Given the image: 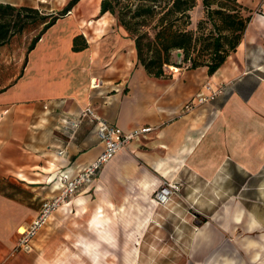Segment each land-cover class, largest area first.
<instances>
[{
    "label": "crops",
    "instance_id": "obj_1",
    "mask_svg": "<svg viewBox=\"0 0 264 264\" xmlns=\"http://www.w3.org/2000/svg\"><path fill=\"white\" fill-rule=\"evenodd\" d=\"M238 1L251 15L264 17V0ZM196 6H201L200 1ZM66 17L43 33L28 52L22 75L0 91V264L19 263L22 257L39 261L41 256L34 249L37 245L41 251L50 249L49 241L65 234L61 223L68 216L74 223L70 242L86 264H96L99 253L115 251L116 229L124 232L123 251L139 253L145 223L157 206L152 195L162 179L183 182L177 192L180 196L175 193L169 204L184 208L180 201H194L192 181L215 182L228 167L243 177L255 176L264 168V83L248 91L237 84L218 110L211 107L208 112L205 103L184 113V104L203 90L206 78L215 86L217 74L226 76L227 58L212 75L206 66H199L174 67L179 70L170 75L152 76L137 61L134 42L123 26L103 34L99 42L84 36L88 46L73 51L72 39L82 32L55 30ZM262 24L258 17H251L243 37L250 36L249 26L254 30ZM246 40L241 38L237 49ZM93 78L97 86H91ZM88 104L124 131L144 125L154 129L148 138L120 149L91 184L56 210L39 232L40 239L39 234L34 238L31 251H16L18 229L50 194L49 184L58 171L84 165L102 150L94 125L87 119L73 137L58 129L63 113L76 114ZM249 212L246 228L257 222L256 213ZM130 213H137L139 224L135 231L125 232V215ZM221 213L232 231L246 215L241 202L233 207L226 204ZM115 222L124 224L115 228ZM56 247L59 253L61 246Z\"/></svg>",
    "mask_w": 264,
    "mask_h": 264
},
{
    "label": "rangeland",
    "instance_id": "obj_2",
    "mask_svg": "<svg viewBox=\"0 0 264 264\" xmlns=\"http://www.w3.org/2000/svg\"><path fill=\"white\" fill-rule=\"evenodd\" d=\"M5 1L31 5L41 12L49 13L60 10L68 0ZM99 7L100 0H79L66 14L67 17L56 24L55 30L64 29L66 33L71 28L69 32H82L87 39L99 42L103 34L116 32L120 26L115 15L109 12L99 14ZM190 13L191 27L196 28L197 22L203 18L201 6L194 7ZM253 16L264 21V17L251 15ZM40 27L38 24L32 25L0 46V88L10 84L22 70L27 45ZM250 27L247 29L250 36H242L247 42H243L240 48L231 52L223 65L229 71L224 72L226 76L217 74L219 80L215 86L206 78L203 90L200 89L206 92V87H210V90L216 93L214 98L194 109L206 103L208 112L212 109L218 110L236 89L237 84L240 83L243 90L248 91L254 84L264 83V26L254 30H250ZM173 58L178 60L176 53ZM185 69H188L187 64L181 67V70ZM177 70L179 69L173 66L166 68L167 73ZM217 176L218 181L216 179L215 182L192 181L195 186L191 189L194 201H180L184 208L173 207L169 202L153 206L151 218L146 216L150 220L145 223V236L142 238L139 253L123 251L124 232L116 229L113 235L115 251L96 255V264H264V168L255 176L243 177L242 173H235L228 167ZM179 183L181 191L183 182L180 180ZM176 195L180 196V192ZM238 201L241 202L246 215L242 216L243 222L236 225L233 231L228 230V223L224 221L227 216L218 212L224 210L226 204L233 207ZM249 210L257 215V222L252 228H246L250 217ZM121 216L122 214H119L118 217ZM136 218L137 213L125 215V228H128L125 232L137 229L139 222ZM185 223H188L186 230ZM123 224L115 222V228ZM61 225L66 228V232L59 239L55 236L49 241L50 249L41 251L37 248L38 245L34 249L33 253L41 256L39 261H33L32 257H22L18 260L19 263L14 264H86L83 254L74 252L70 242L73 238V220L68 216ZM69 228L71 230H68ZM183 234L186 236L182 237ZM56 246H61L59 253Z\"/></svg>",
    "mask_w": 264,
    "mask_h": 264
},
{
    "label": "trees",
    "instance_id": "obj_3",
    "mask_svg": "<svg viewBox=\"0 0 264 264\" xmlns=\"http://www.w3.org/2000/svg\"><path fill=\"white\" fill-rule=\"evenodd\" d=\"M79 0H68L56 12H41L26 4L0 2V46L32 25L41 27L30 39L27 54L43 33L64 17ZM201 4L203 18L192 28L191 11ZM109 12L127 31L135 46L137 61L146 72L160 77L170 75L166 68L206 66L212 75L235 51L251 14L238 0H100L99 14ZM88 42L82 33L72 39L73 51L83 50ZM181 54L179 60L173 54ZM23 68L13 81L22 75Z\"/></svg>",
    "mask_w": 264,
    "mask_h": 264
},
{
    "label": "built area",
    "instance_id": "obj_4",
    "mask_svg": "<svg viewBox=\"0 0 264 264\" xmlns=\"http://www.w3.org/2000/svg\"><path fill=\"white\" fill-rule=\"evenodd\" d=\"M96 78L91 79V86H97ZM206 92H197L183 106V111L193 110L198 105L213 99L215 91L206 87ZM47 108V105H44ZM87 119L94 125V131L102 142V150L96 158L84 165L74 168L60 169L50 182V194L40 201L36 214L30 221L18 229L15 238L14 250L31 251L33 241L38 232L48 223L53 213L65 205L80 189L93 182L102 166L107 163L123 147L132 141H142L149 137L153 131L151 125H144L124 131L115 124L108 122L98 115L90 104L82 107L76 114L63 113L58 123V129L69 137H73L81 122ZM63 154V150H59ZM180 190V183L174 180L162 179L155 189L152 199L156 205H165L171 197Z\"/></svg>",
    "mask_w": 264,
    "mask_h": 264
},
{
    "label": "water",
    "instance_id": "obj_5",
    "mask_svg": "<svg viewBox=\"0 0 264 264\" xmlns=\"http://www.w3.org/2000/svg\"><path fill=\"white\" fill-rule=\"evenodd\" d=\"M177 57H178V60L180 59V57H181V54L180 53H178L177 54Z\"/></svg>",
    "mask_w": 264,
    "mask_h": 264
}]
</instances>
